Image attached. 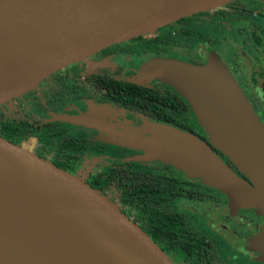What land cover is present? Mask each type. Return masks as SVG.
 <instances>
[{
    "label": "water",
    "instance_id": "water-1",
    "mask_svg": "<svg viewBox=\"0 0 264 264\" xmlns=\"http://www.w3.org/2000/svg\"><path fill=\"white\" fill-rule=\"evenodd\" d=\"M231 1L0 0V105L113 44ZM156 61L150 79L189 103L207 142L143 121L119 126L118 145L142 151L134 161L173 166L218 190L231 211L264 217V124L242 88L217 55L204 66L168 61L174 64L162 71ZM255 239L264 262V228ZM0 264L175 263L104 193L0 137Z\"/></svg>",
    "mask_w": 264,
    "mask_h": 264
},
{
    "label": "flooded vegetation",
    "instance_id": "flooded-vegetation-1",
    "mask_svg": "<svg viewBox=\"0 0 264 264\" xmlns=\"http://www.w3.org/2000/svg\"><path fill=\"white\" fill-rule=\"evenodd\" d=\"M187 18L188 22L177 20L140 36L139 41L113 44L73 63L0 105V109L11 120L30 126L20 146L59 168L66 167L63 170L75 176L76 165L84 155L102 154L112 148L117 160L111 169L105 175H91L86 183L111 172L125 178L124 189H128L129 176L163 180L165 185H155L159 200L153 203L159 216L168 215L173 221L167 255L175 264H264L258 260L261 245L255 239L264 228L263 216L245 209L231 211L218 190L188 178L173 166L134 161L142 151L117 143L119 126L137 127L143 121L191 132L186 130L189 128L207 142L189 103L171 85L150 79L149 68L156 60L204 66L210 55H217L247 100L250 90L246 87L251 86L258 99V108L253 109L264 124L256 83L248 82L264 80V37L259 27L261 21L264 24V0H234ZM230 42L235 47L225 49ZM245 59L251 62V68ZM255 66L257 69L250 70ZM127 83L136 88H127ZM260 89L264 90V83ZM62 118H78L80 123ZM29 139L38 144L36 150ZM66 143L79 149L66 147ZM211 148L243 178L225 156ZM113 188L119 191L116 203L121 210L141 226L137 211L123 199L122 188L112 182L104 194L113 201ZM179 254H184L185 260Z\"/></svg>",
    "mask_w": 264,
    "mask_h": 264
},
{
    "label": "trees",
    "instance_id": "trees-1",
    "mask_svg": "<svg viewBox=\"0 0 264 264\" xmlns=\"http://www.w3.org/2000/svg\"><path fill=\"white\" fill-rule=\"evenodd\" d=\"M234 1V0H233ZM232 2V1H231ZM189 18L180 19L179 23L188 22ZM232 18H230L231 20ZM135 41H139L142 38L137 37L133 38ZM123 43V42H122ZM120 44V43H119ZM246 81L244 80L243 83ZM255 83V80H252ZM134 87L130 83H127V88ZM138 88V87H137ZM247 89L250 90L248 100L254 107V109L258 108V99L256 94L251 91V86H247ZM3 106V108H5ZM2 108V109H3ZM30 126L26 122H15L8 117L7 114L1 111L0 109V137L5 140H8L12 143H16L21 145L24 140L27 138V133ZM186 130L191 131L192 129L187 128ZM66 147L77 148L79 147L72 145L71 143L64 144ZM66 167H62L61 169H65ZM66 170V169H65ZM131 181L128 183V189H124L125 186V178L123 176L115 175V172L109 173L107 176L102 178L92 179L88 182V184L92 187L97 188L99 191L104 193V191L111 185L112 182H115V185L122 188L123 190V199L126 202H130L134 209L137 211V215H139V222L141 223V228L145 233H147L155 242L159 243L163 246V250L166 254H169L167 250L168 238L170 236V232L173 231V221L168 219L167 216L161 217L156 213L155 206L153 201H157V190L155 185H165L164 181L154 177V181H151L149 178L144 179L143 176H133L128 177ZM139 181L142 182L143 185H140ZM137 185V186H136ZM141 190L143 192H141ZM119 192V191H118ZM181 259L185 260L184 254L178 255Z\"/></svg>",
    "mask_w": 264,
    "mask_h": 264
},
{
    "label": "rangeland",
    "instance_id": "rangeland-1",
    "mask_svg": "<svg viewBox=\"0 0 264 264\" xmlns=\"http://www.w3.org/2000/svg\"><path fill=\"white\" fill-rule=\"evenodd\" d=\"M262 23V24H261ZM260 29H261V34L264 37V24L261 21L260 22ZM229 41H231V38H228ZM225 49H231L233 46V44L230 42V45H225ZM246 65L247 67L251 68V62L248 61L247 59H245ZM256 68L253 67L252 71H254V69ZM257 69V68H256ZM249 83L255 84L256 86V91H257V96L260 100L261 103V112L260 113H264V90L261 91V84L264 83V80H256L255 83H253L252 81H248ZM19 110H22V107L19 108ZM18 110V111H19ZM29 143H32L33 148H38V144H34V142L32 140H28ZM117 160L115 158V155L113 153V149L109 148L108 150H106L104 153L102 154H95V155H84L79 162L76 165V169H77V173H76V177H78L79 179L85 181L87 178H89L91 175H105L113 166V162ZM111 194H112V199L113 201H117V197L119 195V192L117 189H111Z\"/></svg>",
    "mask_w": 264,
    "mask_h": 264
},
{
    "label": "bare ground",
    "instance_id": "bare-ground-1",
    "mask_svg": "<svg viewBox=\"0 0 264 264\" xmlns=\"http://www.w3.org/2000/svg\"><path fill=\"white\" fill-rule=\"evenodd\" d=\"M171 63L174 64L173 62L163 61V64H162V67L160 68V70L161 71L165 70Z\"/></svg>",
    "mask_w": 264,
    "mask_h": 264
}]
</instances>
